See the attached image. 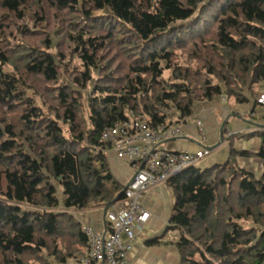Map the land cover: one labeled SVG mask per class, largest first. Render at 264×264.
Returning <instances> with one entry per match:
<instances>
[{
    "label": "trees",
    "instance_id": "1",
    "mask_svg": "<svg viewBox=\"0 0 264 264\" xmlns=\"http://www.w3.org/2000/svg\"><path fill=\"white\" fill-rule=\"evenodd\" d=\"M261 84L264 0H0V264L84 254L68 210L126 188L106 129L186 124L197 104L245 105ZM238 154L168 182L180 264H264V176Z\"/></svg>",
    "mask_w": 264,
    "mask_h": 264
},
{
    "label": "crops",
    "instance_id": "2",
    "mask_svg": "<svg viewBox=\"0 0 264 264\" xmlns=\"http://www.w3.org/2000/svg\"><path fill=\"white\" fill-rule=\"evenodd\" d=\"M261 93H264V84L258 89V97L245 105H236L225 97L197 104L194 117L203 122L205 139L201 138L196 124L189 121L181 124L186 136L169 142L167 148L178 152H196L202 147L211 149V157L198 167L203 170L226 164L231 159L232 150L244 153L235 158L238 166L257 179L263 178L264 162L259 156L264 134V105L258 102ZM106 156L114 179L126 187L134 175L133 168L114 150H109ZM142 204L150 217L144 226L135 230L136 239L128 264H180L179 230L172 224L177 205L174 188L170 183L162 184L150 190L142 198ZM106 208L99 205L82 211L68 210L67 213L82 227L102 233L105 231ZM47 259L56 263L52 257Z\"/></svg>",
    "mask_w": 264,
    "mask_h": 264
},
{
    "label": "built area",
    "instance_id": "3",
    "mask_svg": "<svg viewBox=\"0 0 264 264\" xmlns=\"http://www.w3.org/2000/svg\"><path fill=\"white\" fill-rule=\"evenodd\" d=\"M258 102L264 105V93H261ZM188 121L196 124L201 138L205 139L203 122L194 116ZM185 136L182 125L152 127L145 117L117 123L104 131L102 140L108 142L117 156L133 168L134 175L126 186L123 198L106 214L105 231L95 233L83 226L88 248L82 256L63 264H128L136 239L135 230L144 226L150 217L143 207L142 198L179 174L199 167L212 155L213 151L205 147L196 152H178L167 148L169 142Z\"/></svg>",
    "mask_w": 264,
    "mask_h": 264
},
{
    "label": "water",
    "instance_id": "4",
    "mask_svg": "<svg viewBox=\"0 0 264 264\" xmlns=\"http://www.w3.org/2000/svg\"><path fill=\"white\" fill-rule=\"evenodd\" d=\"M184 24H186V25H188V24H190L189 22L188 23H183V24H179L178 26H181V25H184ZM222 133H224V131H222ZM126 189V188H125ZM124 192H125V190L120 194V195H118V197H116L115 199H114V201H112L108 206H107V208H106V211H105V214H107L108 213V211L112 208V207H114L121 199H122V197H123V195H124Z\"/></svg>",
    "mask_w": 264,
    "mask_h": 264
},
{
    "label": "rangeland",
    "instance_id": "5",
    "mask_svg": "<svg viewBox=\"0 0 264 264\" xmlns=\"http://www.w3.org/2000/svg\"><path fill=\"white\" fill-rule=\"evenodd\" d=\"M80 3L82 4V2L80 1ZM83 7V6H82ZM226 98V97H225ZM200 134V133H199ZM264 232V229L262 230ZM261 234V233H260Z\"/></svg>",
    "mask_w": 264,
    "mask_h": 264
}]
</instances>
